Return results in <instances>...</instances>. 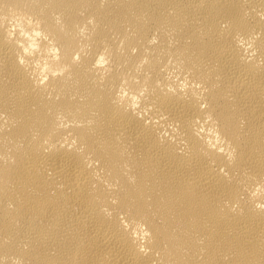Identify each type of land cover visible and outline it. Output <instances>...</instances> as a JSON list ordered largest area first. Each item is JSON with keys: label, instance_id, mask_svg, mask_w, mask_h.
Instances as JSON below:
<instances>
[{"label": "bare ground", "instance_id": "obj_1", "mask_svg": "<svg viewBox=\"0 0 264 264\" xmlns=\"http://www.w3.org/2000/svg\"><path fill=\"white\" fill-rule=\"evenodd\" d=\"M14 16L48 37L24 65ZM262 16L264 0H0L3 264H256Z\"/></svg>", "mask_w": 264, "mask_h": 264}, {"label": "clouds", "instance_id": "obj_2", "mask_svg": "<svg viewBox=\"0 0 264 264\" xmlns=\"http://www.w3.org/2000/svg\"><path fill=\"white\" fill-rule=\"evenodd\" d=\"M262 19H264V16L261 17ZM27 26L28 28L31 29V31L25 30L24 27V18L20 17V16H14V20L10 22V29L8 30V39L9 40H13L16 36L17 31H19V35L20 37H22L21 40L17 41V44L19 46L20 49H22V53L23 55L18 54V59H19V63L21 65L25 64V59L24 56H30V55H34L36 54L39 49H40V38L43 37L44 40H48L47 36H44L43 33L39 30L40 29V23L39 21H36L35 23L33 22V20L29 17L26 20ZM26 42V43H25ZM153 42H155V40H153ZM50 47H48L46 49V54L51 56L53 59H58L57 56V52L58 49L54 46L52 41H48ZM245 42H241V45H244ZM252 44L248 43L247 44V48H251ZM246 48V50H247ZM133 52H135V49H133ZM252 55H255V52L252 53ZM78 59V57H77ZM104 63H107L106 61H104ZM36 67L40 68L41 70V75H42V79L40 80V83L43 84L48 77L46 75H43V73L47 72L49 70L48 68V63L45 60L43 62V66H41V62L37 61L36 63ZM53 75H57L58 73L53 72ZM177 79H179V77H177ZM192 87H200L199 85H191ZM188 87H190V85L188 84L187 80L184 81H180V89L181 91H183L184 89H187ZM169 91H175V89H173L171 86H169ZM146 91V89H144V91H142L140 93V96L142 97L144 95V92ZM122 95L120 93H118V95H121V99H123L125 96H128V93L126 91L122 90ZM131 100L133 101L131 103V108L133 110L137 109L140 105V100L138 99V97L136 96H132ZM201 107H206V105H201ZM211 117H209L210 119ZM201 132L204 131L203 127L200 129ZM209 145L212 148H216L219 152L224 153L227 152V149L223 146L217 148V145H223L224 141L220 138L219 134L216 132V140L213 143L211 140H209ZM229 156L231 157V153H229ZM251 196L253 198H256L257 202L255 204V207L257 209H262L264 210V203L260 202L261 200H264V185L261 184H257L254 188V190H252L251 192ZM9 208L13 207L12 204L8 205ZM140 236L141 239H143L144 237L149 235V232L145 231L143 228H141L140 233L138 234ZM20 247L23 248V250L25 252L29 251L31 245L29 242L25 241L23 242ZM143 251V249H141ZM262 253H264V247H261V245L259 243L254 245V251L253 253L248 257L249 261H254L256 262V264H259V261L262 259ZM50 255H54V251L49 253ZM223 259L227 262V261H231L233 259H236L235 254H226L224 255ZM3 257H0V264H3ZM15 264V261H14Z\"/></svg>", "mask_w": 264, "mask_h": 264}]
</instances>
